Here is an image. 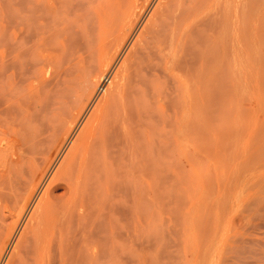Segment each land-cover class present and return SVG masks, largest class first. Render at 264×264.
<instances>
[{
	"label": "bare ground",
	"instance_id": "1",
	"mask_svg": "<svg viewBox=\"0 0 264 264\" xmlns=\"http://www.w3.org/2000/svg\"><path fill=\"white\" fill-rule=\"evenodd\" d=\"M31 5L34 15L56 17L48 23L45 42L37 37L42 45L26 46L23 38L15 48L8 25L7 33L0 30V264H121L117 257H132L131 243L149 236L148 210L182 183L180 162L196 155L197 131L211 125L215 101L244 73L247 49L260 44L264 0H34ZM5 20L11 25L14 19ZM260 77L257 89H250L255 104L247 106L244 122L238 118L236 128L225 127L222 134L226 148L236 147L227 149L233 152L225 157L228 164L221 163L226 169L221 166L220 176L230 184L231 174L248 169L251 210L264 218ZM235 155L243 162L232 160ZM239 162L248 168L243 164L247 169L241 171ZM255 210L254 218L261 215ZM262 239L258 264H264Z\"/></svg>",
	"mask_w": 264,
	"mask_h": 264
},
{
	"label": "rangeland",
	"instance_id": "2",
	"mask_svg": "<svg viewBox=\"0 0 264 264\" xmlns=\"http://www.w3.org/2000/svg\"><path fill=\"white\" fill-rule=\"evenodd\" d=\"M33 1L34 0H32V1L31 0H0V30H5L6 33H7V30L5 28H6V25H8V27H9L8 33L11 31L10 33L13 34V35L10 34L9 36H12L13 38L11 37V39L15 40V42H14L15 43L14 44L15 48H16V46H15L16 44H17V47H19L18 44L24 42V40H25L26 46L32 45V47L33 46L36 47V44L37 45L38 44L42 45V43L45 42V39L49 36V34L47 32L50 31V28L52 27V25H50L51 27H49V24L50 23L53 24L54 23V19L56 18V17H54V15L53 16L52 15H49V16L48 15H34L35 12L32 13V11H34V9H32V5H31V4H33ZM23 5H25V6H23ZM23 7H24V9H23ZM25 9L26 10L28 9V10L26 11ZM30 9H31V11H29ZM20 12H21V17H19ZM25 14L29 15V17L27 16L28 17L27 18ZM9 15H10V17L18 15V16H15V18L12 17L14 19V20H12L13 22L11 24V25H14L12 27H11L10 23H8V20H7L8 24L5 22L6 21L5 19H12V18L9 17ZM30 15H34V16H30ZM17 17H19V18H17ZM16 18L19 21H17ZM22 18H23L24 22H23ZM259 19H260V28H261L260 31L261 32H260V38H259L260 42L258 41V43H260V44H258L257 47L255 46V48L257 50L253 47L254 49L253 48L252 49H247V50H250V51H246L245 52V55H247L246 53L249 52L247 57H249L251 60L248 58V60H250L248 62L247 57L245 58L246 63L244 62V64H245L244 66L245 67H244V69L242 71L244 73H241L238 78H235L236 80L240 79L239 81L235 80V82H233L234 81L233 79H231L232 81L229 80L230 81V82H228V85H229L228 90L229 91L227 90L228 92L226 93V95L228 93H229V95L228 96L225 95L224 97H222L221 99L223 101L222 100L218 101L219 99L215 101V103L218 102L219 104H217V105L214 104L216 107L213 109L214 111H213V115H212V118H211L212 120H210L211 125L209 124L210 127L208 126V128H210V129L205 128V129H202V130L200 129V130L197 131V133H196L197 134V136H196L197 137L196 138L197 139L196 140L197 141V147H196V152L197 153H196V155L192 156V157H195V159L190 157L191 158L190 160H189V158L188 159L185 158V159H182V162H180V174L183 175V176L180 175L181 179L183 177V180H181L182 183L179 182L180 181V179H179L178 183H181V184H178L177 186L175 185L176 187L174 186L172 188L173 190L171 189V190H169V192L166 191L167 194H165V197H164V199L162 201V204L159 205V207L161 206L160 208L157 206L156 208L155 207H151V210L150 209L148 210V216L149 217L147 216L148 220H147V225H146L147 228H146V231H145L146 232L145 235H149V236L148 237L145 236V239L149 238V241H148V239L146 241H145V239H144V241H142V239H141V241H142L141 242L140 239H139L140 243H143L142 244L143 248L146 247V250H145V248H144V250H143V248H141L142 250H140L141 251L140 252L139 251V246H138V244H140V243H138L137 240H135L134 242H132V243H134V245L131 243V246L133 248H135V249L132 250L133 248L130 247V251L131 250L133 251V253L131 252L132 257H133L134 252L137 249L139 251L138 253H140V255L142 254V256L140 257V255L137 253V251H136L137 255H134V257H133L135 259H133L131 257V255L128 256V257H123V256L120 255L119 257H117V260H119L121 264H123L124 262H125V264H126V262H128L127 264H130V262L132 264H139V263L140 264H205V263L206 264H229V263L230 264H258L259 263V261H258L259 246H258V244H259V240L261 241L262 237H264V230H262V229H264V218H262V213L257 211V210H255L254 208L253 209L257 213H261V215L257 214L258 217L260 216L261 218L259 217V219H257L258 218V217H256L257 215L254 218V216H252L250 214V211L254 212V210H251L252 209L251 200H252V194L254 193L253 192L254 188H253V185H252V187H250L251 184H252V181L250 180V178H246V177H248V174H249L248 173L249 171L247 169L248 168L247 164H244V163L240 164L241 162H243L242 159L244 158V155L242 154V156H241L242 159L240 158L238 160H236V158L238 157L236 155L235 156H231V157H233V159L230 158V159L234 160V157H235L236 163L239 160H241V162H239V164H240L239 165V169L241 168V171H243V169H247L246 171L241 172V174L243 173L242 175H238V173H240V172H235L233 174H231L229 172L231 175H233V178H231L232 176L229 177V179L231 178L230 182L232 181L231 183H233L232 184L233 187L231 186V183L229 184V182H227L228 179L220 176L221 175L220 172L222 173V171L224 170V168L226 166V165H221V163L222 164H224V163L228 164V162H226V158H228L227 155H230V154H228L229 150H231V151L233 150V149H229V150H227V149L229 147H231V148L236 147V146L232 147L233 144H231V146L229 145L226 148L225 145H224V140H226V138L222 134H224L223 132H224V130L227 127H231V126L235 127L237 122L240 123V120H242V118H244V117H241V116H244V115L248 114L249 107H247V106L251 105L250 108H252L253 105L255 104L254 99H251L252 97L250 95L252 93V96H254L255 91H251V90H254V89L256 90L257 89V85L256 84L258 83L259 79L261 81V77H260L261 75H262V79H264V15H260ZM21 21H22L23 24L25 23L24 24L25 26L21 23ZM29 21H31V24H30ZM15 22L16 23L19 22V23L16 24ZM33 23L36 24L35 27H34ZM42 23H43V25L44 24L47 25L46 28L47 27H49V28L46 29L45 25L44 26L41 25ZM4 24H6V25L4 26ZM29 24H30V26H29ZM27 25L29 27H32V28L29 29L27 27ZM14 27H16V28H14ZM42 27H43V29H42ZM23 29L24 30L26 29L25 30L26 32H24ZM28 29L30 30V32L28 31ZM31 29H33L34 32H32ZM13 31L16 34H14ZM35 31H36V33H35ZM37 31L40 34V36H38L39 34L37 35ZM21 32H23V33H21ZM29 33L31 34V36L29 35ZM34 33L36 34L35 35L36 37L34 36ZM41 36L43 37V40H44L42 43L40 42V40L42 39ZM37 37H40L41 39H39ZM23 38H24V40H23ZM36 39H39V40H36ZM35 40H36V42L37 41H39V42L38 43H32ZM251 52H254L256 55L258 53V56L254 55V53H251ZM260 65H261L262 68H259V70H258L257 67L258 66L260 67ZM251 66H252V68H248V67H251ZM253 67H254V70H253ZM246 68H248V69L245 70ZM255 68H257V69H255ZM245 71H249V72H245ZM252 71L253 72L255 71L254 74H253ZM249 77H251V78H249ZM256 78H257L258 81L256 80ZM249 81H251V82H249ZM247 82H249L248 84L250 86H252V87H250L247 84ZM245 84H246V86H245ZM233 85H234V87H233ZM239 85L241 87H239ZM242 87L247 88V90L242 88ZM253 87H254V89H252ZM242 90H244V91H242ZM242 93H244V95ZM237 95H238V97L235 98ZM246 95H247V97H244V98L242 97V96H246ZM230 97H231V99H230ZM232 97L235 98V101L234 100L232 101V99H234ZM225 98H226V100H225ZM224 100H225L226 103L224 102ZM228 100H230L229 101L230 103L233 102L232 103V107H231V104H229V102H227ZM241 100H242V102H241ZM248 100L250 102H248ZM223 102H224V104H223ZM234 103L236 104V106L233 105ZM222 104H223V106H222ZM225 105H226V107H225ZM227 105H229L230 108ZM237 105H238V109H236ZM240 109H241V111H239ZM224 110L228 111L229 113L225 112ZM233 110H234V113H233ZM236 110L239 111V113ZM235 112H237L238 114L235 113ZM223 114L225 116H222ZM222 117H224V118H222ZM234 117H235V119H234ZM237 120H239V121H237ZM217 122H219V123H217ZM239 125H241V124H239ZM244 127H245V125L243 126V128ZM212 130H214V133L211 132ZM239 131H234V132L237 133ZM243 132L244 131L241 130L237 134L241 135V133H243ZM220 135H222V137H224L225 139H220L219 138ZM236 137H234V138L232 137L233 138L232 139L233 142H236L234 140ZM217 138L219 139V141L222 140V142H223L222 145L224 146V149L227 150V151L222 149V147L221 148L217 147L218 146L217 145L218 142H216ZM241 138H243L242 135H241ZM212 139H214V140H212ZM210 141H212V142H210ZM241 142H240V145H239L240 147H241V144H242ZM209 146H211V147L209 148ZM237 147H238V145H237ZM219 149L222 150V152H223L222 154L223 155L221 154V150H219ZM238 149H239V147H238ZM235 150H236V148H235ZM218 151H219V153H218ZM238 151L239 150H237V153H238ZM240 151H241V153L243 152L242 150H240ZM204 152H205V154H204ZM215 152H217L218 155L220 154V156L218 157L217 154H215ZM232 152H230V153H232ZM234 153L236 154V151H234ZM213 154H215V155H213ZM209 155H211V157ZM215 156H217L218 159H220V160L216 159ZM213 157H214V159L216 161H214L212 159ZM223 158H224V161H221ZM217 160L220 162V164H217V163H219V162H217ZM243 164L247 168H245L243 166ZM219 165H220V167L223 166L224 168L221 167L222 169H220V167H218ZM217 167L219 169H217ZM218 171H219V176L220 177L218 176ZM244 172H246V173H244ZM183 173H185V174H183ZM229 173L227 172L228 175H229ZM236 174H237V176H235ZM244 174H247V175L244 177L243 176ZM234 176H235V178L237 177L235 180H234ZM242 176L244 177V180H240L242 178ZM239 177H241V178H239ZM222 179H225L226 181L224 182ZM221 180H222V182H221ZM185 181L188 184H186ZM239 181L242 182L244 185H242V183H240ZM226 183H228V185H226ZM188 185H189V187H188ZM221 186H222V188H221ZM190 187H191V190H189ZM246 187L247 188L249 187L248 190L246 189ZM183 188L186 189V191ZM226 188H228V189H226ZM174 189H176V190H174ZM188 190L191 191V192L193 191V192L191 193ZM228 190H229V193L227 192ZM184 191L186 192V194H185ZM223 193H224V195H223ZM225 194H227V195L225 196ZM231 194H233V195L231 196ZM166 195H167V197H166ZM168 195H170V196L172 195V197L170 198V196H168ZM222 195L224 196V199H222L223 198ZM219 196H220V198L222 197L221 198L222 201H221V199H219ZM237 197H238V199H237ZM226 199H227V201H226ZM170 200H171V202H170ZM216 200H217V202H216ZM223 200H224V202H223ZM163 203H165V205H163ZM168 203H170V204H168ZM220 205H221V207H220ZM215 206H216V209H215ZM226 206H228V207H226ZM222 207H224V209H222ZM219 208H220L221 211H219ZM236 209H238V210H236ZM222 210H223V212H222ZM166 212H167V214H166ZM221 212H222V214H221ZM256 212L255 213L251 212V213L252 214H256ZM162 213H164V214L162 215ZM251 217H252V220H251ZM198 218H199V220H198ZM261 219H263V220H261ZM149 221H150V223L152 222L151 223L152 225L149 223ZM194 222H196V223H194ZM197 224L199 225V227H198ZM208 225H209V228H208ZM195 229L196 230L198 229L197 233H196ZM193 230H194V232H193ZM199 230H200V233H199ZM199 234L200 235L202 234V235L200 236ZM198 235L200 237H198ZM232 235H234L236 237L234 238V236H232ZM259 237H260V239H259ZM230 239H231V241H229ZM263 240L264 239H262V241ZM212 241H213V243H212ZM233 241L234 242L236 241V242L234 243ZM135 242H136L137 245L135 244ZM166 242L168 244H166ZM236 243H237L238 246L236 245ZM243 243H244V245H243ZM142 245H141V247H142ZM136 246H138V247H136ZM229 246H231V248ZM257 246H258V248H256ZM223 248H224V250H223ZM213 249H214V251H213ZM236 249L237 250L239 249L238 252H237ZM200 251L202 252V254H205V255L202 256V254H200ZM210 251H211V254H210ZM222 252H224L225 255ZM221 253H222V255H221ZM199 254H200V256H199ZM228 255H229V257H228ZM120 258H122V262H121ZM129 258H131V259H129ZM138 258L141 259V262H140V260ZM202 260H203V262H202ZM223 260L225 261V263H224ZM119 261H118V263H119Z\"/></svg>",
	"mask_w": 264,
	"mask_h": 264
}]
</instances>
